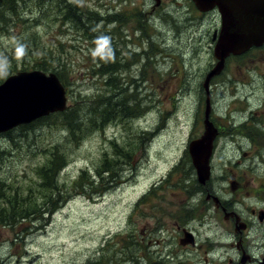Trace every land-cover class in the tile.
<instances>
[{
	"label": "rangeland",
	"instance_id": "374dc122",
	"mask_svg": "<svg viewBox=\"0 0 264 264\" xmlns=\"http://www.w3.org/2000/svg\"><path fill=\"white\" fill-rule=\"evenodd\" d=\"M67 2L22 0L13 11L0 6V85L43 65L64 73L67 108L61 113L73 123L52 114L27 131L22 125L0 134V211L18 217L0 222V264H171L170 258L204 264L201 247L218 243L222 250L209 264L232 258L233 235L216 229V223L228 224L221 216L205 225L191 222L197 226L185 235L186 244L179 243L184 234L171 219L182 206L187 212L189 197L177 184L183 183L184 151L204 133V83L218 61L211 35L219 21L189 0H164L156 8L149 0ZM74 2L72 8L83 12L79 23L76 16L68 19ZM100 51L108 60L106 74L95 57ZM210 87L217 118L227 110L235 118V107L245 106L237 99L243 94L257 107L264 100V55L230 58ZM222 146L223 154L234 155L230 138ZM57 149L67 160L59 183L71 189L86 173L91 187L71 190L48 214L57 196L44 197L49 192L38 173ZM179 163L183 168L172 172ZM32 200L39 212L23 220L28 209L24 216L20 211Z\"/></svg>",
	"mask_w": 264,
	"mask_h": 264
},
{
	"label": "flooded vegetation",
	"instance_id": "af4514ba",
	"mask_svg": "<svg viewBox=\"0 0 264 264\" xmlns=\"http://www.w3.org/2000/svg\"><path fill=\"white\" fill-rule=\"evenodd\" d=\"M149 1L155 6L153 0ZM163 2L164 0L160 6ZM189 2V6H196L192 0ZM185 4L188 6V3ZM156 7L159 6L154 8ZM209 14L214 16L221 25V17L217 10L211 11ZM263 49L264 44L253 47L244 55L253 51H259L264 55ZM244 55L231 56L227 62L230 58H239ZM236 96L238 95L236 94ZM243 96V98L237 99L240 102L243 101L245 106L240 109L235 107V110L240 111L235 118L230 115V111L227 109H225L227 112L222 118H217L213 114L211 116L218 135L210 159L207 181H199L191 159L188 164L184 163V160L190 157L189 153L184 151L182 161L183 166H186L182 172L183 183H178L177 186L184 187L189 202L186 213L182 206L178 216H171L176 228L184 234V238L181 236L178 238L180 244H186L185 242L188 241V238H185L187 233L193 234L191 227L195 230L197 224L191 225V222L199 219V223L205 225L203 222L210 221L213 216H221L226 220L228 224L225 227L216 223L218 225L216 229L222 227L233 235L234 242L230 243L228 247L234 254H232V258L220 264H264V100L257 107H253L249 102L251 95L247 93ZM240 102L237 104H241ZM202 129H204L203 125ZM236 136H239L240 139L236 140ZM224 138H230L234 143L232 157L226 153L223 154L224 146L219 148V143ZM256 159L261 161H256ZM248 160L254 161L248 162ZM181 168H183L182 164L179 163L175 171L172 172L179 171ZM247 169L252 170L254 175H249ZM168 228L165 230L168 231ZM228 231H226L227 234H229ZM192 243L193 246L198 244L196 241H192ZM222 247L221 243H218L216 247L212 245H209L208 248L201 247L205 256L204 264H209V257L217 256ZM220 259L219 257V262L222 261ZM178 261L179 263H177ZM169 262L184 264L181 258H170Z\"/></svg>",
	"mask_w": 264,
	"mask_h": 264
},
{
	"label": "water",
	"instance_id": "95a60500",
	"mask_svg": "<svg viewBox=\"0 0 264 264\" xmlns=\"http://www.w3.org/2000/svg\"><path fill=\"white\" fill-rule=\"evenodd\" d=\"M160 4L161 0H155ZM202 12L217 9L221 29L213 37L215 68L206 76L207 95L203 135L189 143L188 151L200 182L209 177L217 129L210 120V81L225 67L227 58L264 44V0H193ZM46 95V96H45ZM50 95V96H49ZM45 97V98H43ZM48 97V98H47ZM50 97V98H49ZM67 108L66 90L58 76L41 71H22L0 85V133Z\"/></svg>",
	"mask_w": 264,
	"mask_h": 264
},
{
	"label": "trees",
	"instance_id": "16d2710c",
	"mask_svg": "<svg viewBox=\"0 0 264 264\" xmlns=\"http://www.w3.org/2000/svg\"><path fill=\"white\" fill-rule=\"evenodd\" d=\"M21 1L22 0H0V6H4L5 9H7V10L9 9V10L13 11L14 10V6L17 7V5H19ZM61 3H62L63 6H68L67 0H61ZM75 5H77L76 2H74V3H72V4L69 5L71 7V9L69 11V12H71V14H70V16H68V19L71 18L72 16H76L78 18V23H79V14H82L83 12L78 7H77V9L72 8V6H75ZM65 19H67V18H65ZM81 27L82 28L83 27L85 28V26H82V25H81ZM87 35H88L87 32H86L85 35L82 33V36L83 37L84 36L85 37H88ZM86 39H89V38H86ZM103 54L104 53H102V51H100L98 54H95V57L98 59V61L100 63L102 62L101 65L104 64V65L101 66V68L103 70V73L106 74V71H107V65L106 64H107L108 60L105 59L104 61H102L104 59V55ZM105 57H107V56H105ZM37 65L38 66H41L40 63H37ZM38 70L43 71L45 73H49L50 72V68H47L44 65L42 67H40ZM54 72L59 76V78L61 80H63V83L66 86V83L65 82L67 81V79L65 78L64 73L58 72V70H56V69H54ZM108 82L109 81H105V83H108ZM103 86H104V83H103ZM96 98H98V97H96ZM96 98H95V100H96ZM110 106H112V104H108L106 106V109L105 110H107V108L110 107ZM57 114L60 115L57 118L58 122H61V123L64 122V123L73 124V123H70L69 114L66 115L65 117H62V115H65L66 114L65 112H64V114H62V113H57ZM120 114H125V112L124 111H120ZM108 119H109V117L107 116L106 117V120H108ZM37 124L38 123H31L29 125L27 124V125H24V126L20 127V129H23V131H27L28 129L33 128ZM69 128H71L70 132H71V134L73 136V134H74L73 128H75V127L74 126H69ZM15 129H18V128H15ZM10 132H8V133L10 134ZM74 139L76 140V141L74 140V142H78L79 141V138H77V136H74ZM129 145H132V144H129ZM1 155H2V152H0V156ZM189 160L190 159L188 158L187 160H184V162L189 163ZM66 165H67L66 158L64 156H62V154L60 153V151L57 149V150H54L51 153V157L49 159V162L46 165L42 166V168H40V170H39V173L38 174H39V176L41 177V179L43 181L42 188L45 191L47 190L49 192V194H47V193L44 194V197L46 199L50 200L49 199L50 197H53L54 195L57 196V199H56L57 205L55 207H52V208L48 207L47 208L48 214L54 213L60 207V205L64 204L67 201L68 197H70L68 195H70L74 189L78 188L79 189V192L82 193V192H84V189H83L84 186H89V185L86 184V182L88 180L86 178V176H87L86 173H83L79 177V179L74 183V185H73V187L71 189H69V187H67V184L66 183H61L60 184L59 181H58L59 176H60V172H61V170L63 168L66 167ZM105 172H110V169L109 168H105V170L103 171V173H105ZM100 176H102L101 179H103V175L100 174ZM111 179H113V177H111L110 180ZM89 187H91V186H89ZM36 202L37 201L32 200L30 202V205L28 206V208L27 207H26V209L23 208L22 211H20L19 216H22V215L24 216L25 213H26V211H27V209H28L29 216L23 217V220L24 219H28V220L31 219L35 215V214H33L34 211L36 213L39 212V208H38V205H37ZM56 202H55V204H56ZM7 211H8V209L5 210L4 212L3 211H0V222L1 223H9V224H12V220H14V221H17L18 220V217H16L14 215V214H16L15 212L12 215H8ZM28 213L26 215H28ZM153 261H155V259H153ZM153 261L150 259V261L148 260L147 263L148 264H150V263L155 264V262L153 263ZM132 263H135L136 264V261L133 259L132 260ZM137 264H138V262H137Z\"/></svg>",
	"mask_w": 264,
	"mask_h": 264
},
{
	"label": "bare ground",
	"instance_id": "6f19581e",
	"mask_svg": "<svg viewBox=\"0 0 264 264\" xmlns=\"http://www.w3.org/2000/svg\"><path fill=\"white\" fill-rule=\"evenodd\" d=\"M140 56V55H139ZM138 59L140 58V57H137Z\"/></svg>",
	"mask_w": 264,
	"mask_h": 264
}]
</instances>
